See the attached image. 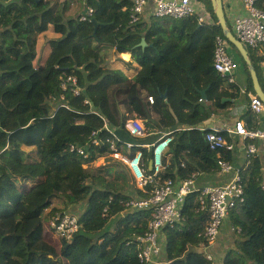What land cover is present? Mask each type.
Listing matches in <instances>:
<instances>
[{"label":"trees","instance_id":"16d2710c","mask_svg":"<svg viewBox=\"0 0 264 264\" xmlns=\"http://www.w3.org/2000/svg\"><path fill=\"white\" fill-rule=\"evenodd\" d=\"M194 1L200 7L197 16L143 18L133 24V0H85L87 10H94L89 22L66 18L68 4L61 0H0V264H145L134 239L148 231L152 212L129 203L149 199L154 186L131 192L111 184L112 168L94 166L101 158L111 159L112 136L105 126L131 157L136 146L155 143L159 130L174 131L160 182L180 185L194 174H216L220 161L233 164L235 150H211L205 135L212 129H199L239 101L240 85L228 84L214 70L216 39L225 35L212 1ZM223 6L232 31L225 0ZM258 8L264 11V0H258ZM206 13L210 18L201 25L198 16ZM51 26L60 38L49 41L52 53L37 67L38 38ZM143 39L146 48L140 45ZM230 46L245 66L248 92L255 94L247 64ZM245 48L264 90L263 59ZM113 49L138 63H126L133 77L107 68ZM69 77L77 78L80 95L70 84L63 89ZM134 118L154 129L145 137L131 135L127 123ZM241 119L249 130L260 127V116L251 109ZM223 135L229 144H238L233 135ZM126 143L135 148L128 150ZM72 145L84 148L88 158L71 152ZM142 152L149 174L152 152ZM238 169L245 202L229 217L235 233L240 232L223 264H264L262 162L254 155ZM56 200L61 209L53 206ZM199 209V193L194 192L183 204V222L163 230L166 264H212L191 250L208 245L203 236L207 216ZM57 213L75 215L81 224L71 241L60 239L59 250L51 241L53 230L45 225ZM115 218L118 224L111 232L107 227Z\"/></svg>","mask_w":264,"mask_h":264},{"label":"built area","instance_id":"2783aa9c","mask_svg":"<svg viewBox=\"0 0 264 264\" xmlns=\"http://www.w3.org/2000/svg\"><path fill=\"white\" fill-rule=\"evenodd\" d=\"M242 3L246 14L234 17L232 31L244 46L256 51L262 57L261 66L264 69V11L258 8V0H242ZM149 7L153 8L152 15L155 18L176 20L197 16L200 9L194 0H133L131 10L132 23H139L145 18L146 10ZM93 14L94 10L88 8L87 14L80 16L79 19L81 22H89L92 20ZM209 18L207 13L198 16L201 25L208 21ZM228 46L229 43L226 38L217 37L213 67L228 84L237 85L236 74L239 70V63L230 55ZM68 84L72 85V91L75 95H80L81 89L77 85L76 77L67 79V82L63 85L64 90L67 89ZM240 91L242 95L248 97L252 112L257 116L262 115L264 113V104L260 98L256 94L248 92L246 86L240 87ZM149 103L154 104L153 98H149ZM105 128L108 134L112 136L108 140L111 151L110 158L118 161L127 170L138 189L145 191L148 186H154L149 199L133 200L129 203L132 209H146L152 212L148 231L134 239L139 260L145 264H166L165 260L162 259L164 250L163 230L183 222L182 207L185 199L188 195L198 192L199 211L204 212V215L207 216L203 236L208 245L200 244L197 248L191 250L194 251L196 249L208 261L213 262L214 259L208 253V249L218 239L232 211L239 204L245 202V187L240 171L235 170L232 165L220 161L219 168L221 172L234 174L232 179L225 184L199 189L196 185L198 174H194L190 179L181 182L180 185H176L171 180L160 182L159 176L165 170V157L173 142L174 131H161V136L155 143L136 146V153L131 157L121 151V141L114 131L108 126H105ZM127 128L131 135L135 137H145L148 131L145 123L137 118L130 120L127 123ZM199 130L206 132L205 127H201ZM223 132L236 135L241 139L247 159L257 155L256 141L264 143V130H249L244 122L237 121L233 128L212 129V131L206 133L205 139L211 150H234L235 145L229 144ZM99 144L100 142L96 139L93 141V145L98 146ZM124 146L128 150L135 148L130 143H126ZM142 149L152 152L149 174L147 173ZM70 151L83 156L85 159L88 158L87 152L82 147L78 148L72 145L70 146ZM50 222L54 234L67 241H71L81 230L79 218L75 215L57 213Z\"/></svg>","mask_w":264,"mask_h":264},{"label":"crops","instance_id":"0c3cea01","mask_svg":"<svg viewBox=\"0 0 264 264\" xmlns=\"http://www.w3.org/2000/svg\"><path fill=\"white\" fill-rule=\"evenodd\" d=\"M61 2L68 4L66 14L70 13L69 11H72L73 7H75L77 5L79 6L80 4H84L86 6L85 0H61ZM225 5H226V11H227L231 26H232V21H233L234 17L246 14L242 0H225ZM76 8H75V10H76ZM86 8H87V6H86ZM152 9H153L152 7L147 8L146 15H145L146 21H150L154 17L152 15ZM75 10L73 11L74 12L73 15H71V16L67 15V17H69V18L76 17L75 16V14H76ZM46 33L50 34L51 37H50V39H48L47 45L46 46L44 45L43 48H40L41 42L38 38L37 59L35 61V65H37V63H39V61H41V59L43 60V61H41L42 62L41 66H43L45 64L46 60L50 57V55L52 53V49H51V46L49 44V41L52 39L60 38V35L55 33L54 28L52 26L49 28V30ZM46 33H43L41 35H45ZM147 46H148V44H147ZM41 51H44L45 56H41ZM109 51L113 52L111 57L114 58V67L111 69L122 70L123 72H125V74L128 77H130V78L133 77L135 73L132 71L133 75L132 76L128 75L127 72L122 69L121 63H124L126 66L127 62H132L135 67H138V63L133 61L130 55H127V54H116L115 55L114 49L109 50ZM109 55H110V53H109ZM110 60H111V58H109V61ZM110 63H111V61H110ZM108 64H109V62H108ZM262 76H263V80H264V69L263 68H262ZM239 85H240V87H245L247 85V81H244L243 84H239ZM241 97H243L244 99L243 100L239 99V101L234 102L233 105L230 108H228L227 110L218 111L215 115H213L212 119L207 123V126L205 125L204 127L205 128L209 127L210 129H223L225 127L233 128V126L235 125V123L237 121H242L246 124V122L244 120H242L241 117L244 114H246L249 109H251L250 108V102H249V99L247 96L242 95ZM260 125H261V120H260ZM246 126H247V124H246ZM153 127H154V125H153ZM146 129L149 131L148 128H146ZM258 130H264V128H262L260 126ZM233 136H234L235 140L238 141V144L235 145L234 162H233L232 166L234 167L235 170H239L238 167L245 165V162H246V154L245 153L246 152L244 150V146H243V143L241 142V139L236 135H233ZM256 146L258 149L257 155L262 162L263 176H264V143L261 141H256ZM233 175H234L233 173H223L221 171H219L213 175H209V174L202 175L196 181V185L199 189L203 188V187H214V186L222 185V184L229 182L232 179ZM239 230L237 229V232L235 233L236 229H234L230 225L229 218L226 220L218 239L208 249V253H210L214 259L212 264H223L224 259L226 258L228 252L235 249V247H236L235 246L236 234L239 232ZM194 251L201 254V252L196 251V249Z\"/></svg>","mask_w":264,"mask_h":264},{"label":"rangeland","instance_id":"374dc122","mask_svg":"<svg viewBox=\"0 0 264 264\" xmlns=\"http://www.w3.org/2000/svg\"><path fill=\"white\" fill-rule=\"evenodd\" d=\"M72 6V5H71ZM78 6V5H77ZM77 6H75V7H73V9H72V11H69L70 13H68V14H66V18H69V17H67V15H73L74 14V10H75V8L77 7ZM67 12V11H66ZM75 16L76 17H80L81 15H85V14H87V8H86V6L84 5V4H80L77 8H76V10H75ZM50 37H51V35L50 34H45V35H41V36H39V40H40V48H43L44 47V45L46 46L47 45V41H48V39H50ZM227 40V39H226ZM229 43V42H228ZM229 53H230V55L233 57V59L235 60V61H237L238 63H239V70H238V72H237V74H236V78H237V82L239 83V84H243L244 83V81H246L247 80V74H246V71H245V66H244V64L242 63V61L240 60V58L237 56V54L235 53V51L233 50V48L230 46V44H229ZM112 53L113 52H110V58H111V63H110V61H109V64H107V68L108 69H111V68H113L114 67V58L113 57H111L112 56ZM41 56H45V54H44V51H41ZM41 61H43L42 59H41ZM41 61H39V63H37V67H42L41 65H42V62ZM121 66H122V69L124 70V71H126L127 72V74L128 75H130V76H132L133 74H132V71L129 69L128 70V67H127V65L125 66V64L124 63H121ZM244 98L243 97H241L240 98V100H243ZM53 101V100H52ZM54 102V101H53ZM120 109H121V111H124V109H123V107L122 106H120ZM260 120H261V127L262 128H264V114H262V115H260ZM147 123H145V127L146 128H148L149 130H151V129H154L153 128V124H147ZM159 131H162V130H159ZM94 166L95 167H106V166H109L110 168H112L113 170H114V179H113V181H112V185H114V186H116V187H124V188H128V189H132V188H135L136 186H135V183L132 181V179L128 176V174L124 171V169H123V167H122V165L118 162V161H116V160H113V159H107V158H101L100 160H98L96 163H94ZM121 168V169H120ZM41 189V188H40ZM39 188H37L36 189V191L35 192H39V191H41ZM133 190V189H132ZM132 190H131V192H132ZM40 193V192H39ZM41 196H43V195H41ZM40 196V199L38 200V201H41L42 200V197ZM53 206L55 207V208H59L60 206H62L61 204H60V200H56V201H54V203H53ZM82 206L80 207V212L82 211ZM59 209H61V208H59ZM78 210V209H77ZM49 212V210H47L46 211V213H48ZM80 212H76V215L77 216H80L79 214H80ZM79 213V214H78ZM75 214V213H74ZM117 224H118V218H115V219H112L111 220V222H110V224H109V226L107 227V229L108 230H110L111 232H113L115 229H116V226H117ZM46 228H50L51 229V222H50V220H48L47 222H46ZM60 237L57 235V234H54V231H53V235H52V239H51V241L53 242V244H55L56 246H57V248H58V250L60 249V243H61V241H60Z\"/></svg>","mask_w":264,"mask_h":264},{"label":"water","instance_id":"95a60500","mask_svg":"<svg viewBox=\"0 0 264 264\" xmlns=\"http://www.w3.org/2000/svg\"><path fill=\"white\" fill-rule=\"evenodd\" d=\"M212 1V6L216 12V16L219 20L220 27L225 35V38L229 42V44L233 45L236 50L239 52L241 57L243 58L244 62L247 64L251 79L253 81V87L255 94L260 98V100L264 104V90L260 85L258 75L252 65V62L249 58L248 51L246 50L245 46L237 39V37L234 35L233 31H231L227 25L226 21V16L224 12V6H223V0H211ZM95 25L96 28H98V24L95 22V20L92 21ZM141 47L146 48L147 47V42L145 39L142 40L141 42ZM203 100L206 101L207 96H206V91L201 92ZM166 98V95L163 96Z\"/></svg>","mask_w":264,"mask_h":264}]
</instances>
